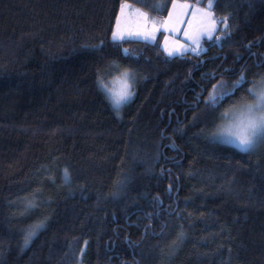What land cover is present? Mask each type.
Here are the masks:
<instances>
[{
    "label": "trees",
    "instance_id": "1",
    "mask_svg": "<svg viewBox=\"0 0 264 264\" xmlns=\"http://www.w3.org/2000/svg\"><path fill=\"white\" fill-rule=\"evenodd\" d=\"M120 3L0 0V264H264V145L198 135L251 99L241 88L212 109L205 89L264 75V0H214L230 34L174 56L158 40L113 41ZM127 3L159 18L171 6ZM98 68L137 74L119 115ZM45 216L24 247L22 229Z\"/></svg>",
    "mask_w": 264,
    "mask_h": 264
},
{
    "label": "snow or ice",
    "instance_id": "2",
    "mask_svg": "<svg viewBox=\"0 0 264 264\" xmlns=\"http://www.w3.org/2000/svg\"><path fill=\"white\" fill-rule=\"evenodd\" d=\"M202 0H197L196 4H191L188 0H171V7L168 8L166 17H151L147 12L138 8H133L127 0H121L119 12L115 14V23L111 29V39L123 42L127 39H143L144 41L154 40L157 33L164 35L163 47L168 56L176 53L184 55L191 51L196 55L201 52V40L204 36L213 39L215 32H221L215 36V41L224 40L229 35V16L225 15L217 19L214 12V0H207L205 7L199 6ZM156 11H161L165 7L162 0H156L151 6ZM223 27H219V25ZM183 33L184 43L179 40H172L170 37L177 33ZM104 42L101 40L99 45H92L94 49H102ZM84 47H89L85 45ZM124 52L127 54L128 50ZM114 63V62H113ZM118 67V66H117ZM228 71V69H225ZM102 69H97V82L103 89L106 99L110 101L113 108L119 115L120 109L131 101L135 95L134 87L137 74L125 68L118 77L106 82L101 75ZM215 78V74H211ZM250 85L245 87V85ZM118 88V90H117ZM241 88L251 97L247 99L242 96L240 102L233 103L228 109L220 112L216 117L222 123L217 124L213 121L212 129L202 128L198 135L205 136L211 143L224 144L235 147L241 152H252L258 146L264 145V75L259 79L247 80L246 71L241 69L237 78L231 81V87L223 78L211 85L208 95L203 97L206 107L215 109L219 102L225 97L235 94ZM200 95H197L196 103H200ZM196 120V115H193ZM183 131V129H177ZM67 169L65 174L67 176ZM127 183V178L117 181L119 187ZM25 209L29 210L37 207L33 199L25 198ZM48 217L38 220L36 223L22 229L23 246L28 247L38 233L45 228ZM184 233H177L176 242L182 241ZM87 245V241H85ZM84 248L80 249V256L84 255Z\"/></svg>",
    "mask_w": 264,
    "mask_h": 264
},
{
    "label": "rangeland",
    "instance_id": "3",
    "mask_svg": "<svg viewBox=\"0 0 264 264\" xmlns=\"http://www.w3.org/2000/svg\"><path fill=\"white\" fill-rule=\"evenodd\" d=\"M171 7V6H170ZM143 11V10H142ZM145 12V11H144ZM149 14V13H148ZM168 14V13H167ZM151 17H156V16H154V15H151V14H149ZM167 16V15H166ZM165 16V17H166ZM157 18H159V17H157ZM215 34V33H214ZM214 34H213V36H214ZM127 39V38H126ZM132 39H135V38H132ZM203 39H209L207 36H204L203 38H202V40H201V51H202V41H203ZM139 40H143V39H139ZM159 41V43H160V45L163 47V41H164V35H162L161 33H157L156 34V37H155V39L154 40H149V41H147V42H155V41ZM189 52H191V51H189ZM192 53V52H191ZM194 54V53H193ZM175 55H181V54H179V53H176ZM174 56V55H173ZM121 74V72L119 73V74H115V75H113V77L111 78V80L114 78V77H118L119 75ZM110 80V81H111ZM105 81L106 82H109V75L106 77V79H105ZM117 90H118V88H117ZM228 109V108H227ZM220 123H222L221 121H219V123L218 124H220ZM230 146V145H229ZM231 147H233V146H231ZM259 147V146H258ZM235 148V147H234ZM238 150V149H237Z\"/></svg>",
    "mask_w": 264,
    "mask_h": 264
},
{
    "label": "crops",
    "instance_id": "4",
    "mask_svg": "<svg viewBox=\"0 0 264 264\" xmlns=\"http://www.w3.org/2000/svg\"><path fill=\"white\" fill-rule=\"evenodd\" d=\"M172 40H179L181 43H184L185 41L183 40V33H177L175 36L170 37L169 44L171 45ZM167 54V53H166Z\"/></svg>",
    "mask_w": 264,
    "mask_h": 264
}]
</instances>
